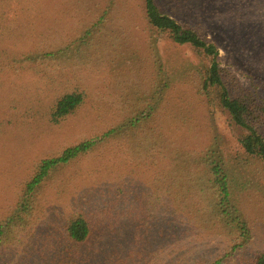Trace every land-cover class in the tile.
Instances as JSON below:
<instances>
[{
  "label": "rangeland",
  "instance_id": "obj_1",
  "mask_svg": "<svg viewBox=\"0 0 264 264\" xmlns=\"http://www.w3.org/2000/svg\"><path fill=\"white\" fill-rule=\"evenodd\" d=\"M157 2L217 46L235 95L264 104V0ZM204 62L150 26L144 0H0V223L29 203L25 183L41 160L96 143L40 186L35 225L33 213L16 220L0 264H57L64 224L81 212L98 224L81 248L87 264H253L264 252V163L244 153L245 131L216 91L201 89ZM67 91L84 103L52 124ZM207 149L223 157L248 223L237 251L199 161ZM164 198L178 201L167 217Z\"/></svg>",
  "mask_w": 264,
  "mask_h": 264
},
{
  "label": "trees",
  "instance_id": "obj_2",
  "mask_svg": "<svg viewBox=\"0 0 264 264\" xmlns=\"http://www.w3.org/2000/svg\"><path fill=\"white\" fill-rule=\"evenodd\" d=\"M144 1L146 18L154 30L168 34V37L176 45L191 46L204 58V69L201 76L203 85L201 89L204 91L206 88H213L216 91L221 107L228 112L234 124L245 131L243 136L238 140L244 153L248 157L264 163V136L260 133L259 129L260 126H263L264 122V104L261 103L260 105L259 101L257 99L255 100L249 92L235 95L236 93H233L234 91L228 87L222 75L219 51L214 43L205 39L195 29L181 25L172 17L166 15L157 0ZM84 100L85 96L83 92L67 91L64 95H61L55 100L50 110V123L57 124L73 114L84 103ZM95 144L93 140L82 141L64 149L55 157L41 160L35 166L29 181L25 183V189L23 191L24 196L29 198V203L27 201L22 206L21 212L18 211L13 218L9 219L7 224L2 225L0 223V251L6 247L5 242H7L9 234L14 232V223L16 220L25 221L33 213V226L35 225L34 214L39 209L37 191L40 186L56 169L87 154ZM199 161L205 165V176L209 178L210 185L212 184L211 188L217 194L213 208H218L217 214L219 217L227 216L229 222L226 225L227 228L233 229V233L235 229L239 234L233 243L232 250H240L245 244H248V240L251 238L249 235L250 230L248 223L242 219L236 202L232 199L234 193L231 192V187L233 186H230L229 174L224 167V159L220 152L207 149ZM113 202L112 199L109 203L113 204ZM177 202L176 199L173 200L170 198L159 200V203L168 209L165 212V217L169 215L168 213L172 208L176 207ZM109 208H112V206L104 209V211L108 212ZM172 211L176 212L175 210ZM97 225V223H93V219L86 213L71 214V217L66 221L62 230V238L66 245L57 255L55 254V258H60L57 264H77V261L80 260L83 254L86 256L85 264H87L86 262L89 261V257L81 248L83 249L85 245L90 243L92 238L98 237L96 236L97 232L95 233ZM168 231L173 232V229L171 228ZM214 264H222V260L216 261ZM253 264H264V252L260 253L254 259Z\"/></svg>",
  "mask_w": 264,
  "mask_h": 264
}]
</instances>
